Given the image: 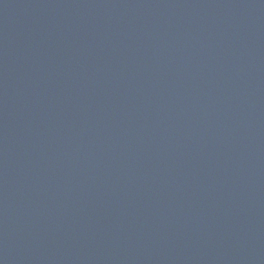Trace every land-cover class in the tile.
Masks as SVG:
<instances>
[{
  "label": "water",
  "instance_id": "95a60500",
  "mask_svg": "<svg viewBox=\"0 0 264 264\" xmlns=\"http://www.w3.org/2000/svg\"><path fill=\"white\" fill-rule=\"evenodd\" d=\"M0 264H264V0H0Z\"/></svg>",
  "mask_w": 264,
  "mask_h": 264
}]
</instances>
